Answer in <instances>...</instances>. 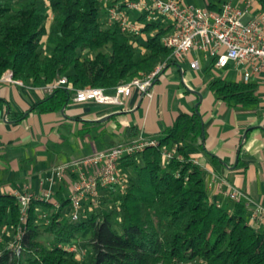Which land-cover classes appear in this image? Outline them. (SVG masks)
Segmentation results:
<instances>
[{
  "label": "trees",
  "instance_id": "16d2710c",
  "mask_svg": "<svg viewBox=\"0 0 264 264\" xmlns=\"http://www.w3.org/2000/svg\"><path fill=\"white\" fill-rule=\"evenodd\" d=\"M116 1L0 0V78L11 71L29 87L66 78L27 113L65 112L76 89L93 86L111 93L118 84L173 62L162 43L170 25L132 13L143 24L141 31L122 32L106 21L104 4ZM220 2L207 8L218 11ZM210 78L209 89L229 106L258 105L256 82ZM23 115L13 112L12 119ZM81 124V134L104 125ZM201 132L198 110L180 113L152 136L158 146L120 158L121 185L102 188L95 200L84 202L88 206L77 220L68 216L65 178L50 200L31 198L24 218L18 197L0 191V264H264V230L250 222L245 202L220 206L209 198L207 172L193 159L202 154L217 165L218 158L202 144ZM139 134L130 129L126 141ZM172 147L175 157L165 161L161 152Z\"/></svg>",
  "mask_w": 264,
  "mask_h": 264
},
{
  "label": "crops",
  "instance_id": "0c3cea01",
  "mask_svg": "<svg viewBox=\"0 0 264 264\" xmlns=\"http://www.w3.org/2000/svg\"><path fill=\"white\" fill-rule=\"evenodd\" d=\"M195 55L196 51L191 52L183 62L189 64ZM199 57L200 67L193 71L203 68L205 62L206 70L212 67L210 59L203 58L202 54ZM180 63L174 59L163 68L161 73L166 70L170 73L155 79L149 89L151 96L134 90L124 106L85 102L76 110L68 109L69 104L61 113H27L46 93L42 86L29 87L7 80L8 72H5L0 78V191L40 195L47 184L40 187L39 183L46 181L53 167L126 141L130 129L155 136L164 127L171 126L180 113L198 110L204 128L203 145L218 158V164L214 165L202 154L195 157L207 172L209 198L217 205L231 206L232 200L226 194L228 189L240 190L243 194L240 199L245 202L250 219L256 205L264 209V71L260 80L253 79L258 86V105L232 107L210 89L204 92L193 87V83L198 84V74L196 79L188 77ZM230 70L236 71L234 68L224 71ZM175 73L190 88L173 87ZM236 73V81H242ZM10 112L24 115L15 121ZM107 115L109 118L101 121L104 125L96 133H79L82 122L98 123L95 120ZM102 129L105 132L99 134ZM70 176L64 177L69 186L73 182ZM61 185L64 182L57 179L52 189L56 192ZM252 223L264 230V217H256Z\"/></svg>",
  "mask_w": 264,
  "mask_h": 264
},
{
  "label": "built area",
  "instance_id": "2783aa9c",
  "mask_svg": "<svg viewBox=\"0 0 264 264\" xmlns=\"http://www.w3.org/2000/svg\"><path fill=\"white\" fill-rule=\"evenodd\" d=\"M219 5L220 10L217 11L207 6H197L187 0H118L109 5L104 4L107 23L116 24L122 32L138 34L141 31L143 24L134 20L132 13H145L147 20L165 21L171 29L163 36V45L172 51V58L182 63L191 52L196 51L195 57L189 61L192 69L200 67L199 56L202 54L203 58L211 60L214 67L224 70L236 69L244 82L253 81L254 78L260 80L264 71L262 0H225ZM163 68V64H158L150 73H140L128 82L118 84L111 93L93 86L76 89L73 100L76 103L124 106L134 90L151 96L149 88ZM7 72V80L23 84L20 80L12 78L11 71ZM65 83L66 78L63 77L53 84L42 86V89L45 93H50ZM262 83L264 84V78ZM158 144L156 138L139 134L129 141L53 167L50 176L46 178L48 186L42 188L40 195L17 191L11 193L20 200L24 218L31 198L50 200L54 194L52 187L56 180L75 174L76 178L69 188L71 218L77 220L84 202L97 197L102 188L121 185L118 171L121 157L141 152L146 147H156ZM161 153L165 161H170L175 157V147L164 148ZM193 162L198 160L194 158ZM226 194L234 201L243 195L236 188L228 189ZM259 216L264 217V209L256 205L250 217L251 223ZM67 249L74 250L73 247Z\"/></svg>",
  "mask_w": 264,
  "mask_h": 264
},
{
  "label": "rangeland",
  "instance_id": "374dc122",
  "mask_svg": "<svg viewBox=\"0 0 264 264\" xmlns=\"http://www.w3.org/2000/svg\"><path fill=\"white\" fill-rule=\"evenodd\" d=\"M210 1L217 2L218 0H192V3L197 5V6H200V7H206L207 2H210ZM133 17L136 18L137 14L133 13ZM180 64L182 65V69L186 71L188 77L196 79L199 76L198 84H195V83L192 84L193 81L191 82V84L193 87H198L199 89L203 90L204 92L209 91L208 83H209V80L211 79L210 77L221 76V77H224V79H226V80H237L238 79L237 73H236L237 71H235V70H230V71L226 72V71H224L220 68L214 67V66H212L211 68L206 70L205 67H206V65H208V64H206V62H205L204 67L200 68L197 71H193V69L190 68L188 62H183V63L181 62ZM169 73H170V70H166L165 72L161 73L160 77L163 76L165 78L166 76H168ZM196 73L198 74V76ZM175 76H176V78L174 79L173 84H172L173 87H177V86L188 87L185 84H183V80H181V77L178 73H175ZM188 88H190V87H188ZM192 89H194V88H192ZM81 104H83V103L74 102L71 105H69L68 109H75L76 110L77 108L81 107ZM91 104H94V103L92 102ZM46 182L47 181L40 182L39 183L40 187L41 186L43 187L45 184H47ZM54 185H55V183L53 184V186ZM47 186H48V184H47ZM52 191H53V193L55 192L54 189ZM19 192L24 193L23 191H19ZM25 193L32 194L30 192H25ZM64 196L66 198H70V196H71L70 188H67L64 190ZM95 199H96V197L91 198L89 201H86V202H90L91 200H95ZM86 206H88L87 203H85L84 205L82 204L81 208H84ZM71 210H72V208H69L67 210L68 216L71 214V212H72ZM80 214H82L81 210H80ZM5 236H7V238H9V241L13 238V235H11V233H9V235H5Z\"/></svg>",
  "mask_w": 264,
  "mask_h": 264
},
{
  "label": "water",
  "instance_id": "95a60500",
  "mask_svg": "<svg viewBox=\"0 0 264 264\" xmlns=\"http://www.w3.org/2000/svg\"><path fill=\"white\" fill-rule=\"evenodd\" d=\"M155 81H156V80L153 81L152 85L155 83ZM152 85H151V86H152ZM151 86H150V88H151ZM150 88H149V89H150ZM199 96H200L199 98H200V100H201V95H199ZM197 105H198V104H197ZM197 105H196V106H197ZM62 110H63V109H62ZM62 110H61V111H62ZM108 118H109V115L104 116V117H102V118H99V119H97V120H95V121H99V122L103 121V122H104V120H106V119H108ZM201 133H202V144H204L205 135H204L203 124H202V132H201ZM245 136H246V134H244L243 138H245Z\"/></svg>",
  "mask_w": 264,
  "mask_h": 264
}]
</instances>
